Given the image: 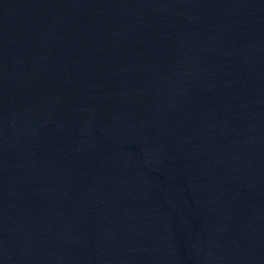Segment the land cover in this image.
Here are the masks:
<instances>
[{
    "label": "water",
    "instance_id": "95a60500",
    "mask_svg": "<svg viewBox=\"0 0 264 264\" xmlns=\"http://www.w3.org/2000/svg\"><path fill=\"white\" fill-rule=\"evenodd\" d=\"M0 264H264V0H0Z\"/></svg>",
    "mask_w": 264,
    "mask_h": 264
}]
</instances>
